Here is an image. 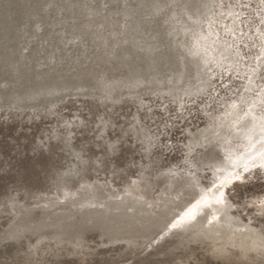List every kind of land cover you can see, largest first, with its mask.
Listing matches in <instances>:
<instances>
[{"label": "rangeland", "instance_id": "obj_1", "mask_svg": "<svg viewBox=\"0 0 264 264\" xmlns=\"http://www.w3.org/2000/svg\"><path fill=\"white\" fill-rule=\"evenodd\" d=\"M262 151L264 0H0V264H264Z\"/></svg>", "mask_w": 264, "mask_h": 264}, {"label": "snow or ice", "instance_id": "obj_2", "mask_svg": "<svg viewBox=\"0 0 264 264\" xmlns=\"http://www.w3.org/2000/svg\"><path fill=\"white\" fill-rule=\"evenodd\" d=\"M260 157L262 159H264V151L260 152ZM262 167H264V165H261ZM245 171H248V166L245 165L244 168ZM239 179V176L235 173H233L231 176H225L223 179H221L219 185H213L214 188L217 189V191H219V196H216V202L220 203L222 200V197L224 195V193L222 191H220V189H222L226 184H230L232 183L233 180ZM215 196V193H212L211 191H209L208 193H206L201 201H198L197 204L203 203L205 206H210L212 203V198ZM193 207H196V205H194Z\"/></svg>", "mask_w": 264, "mask_h": 264}]
</instances>
